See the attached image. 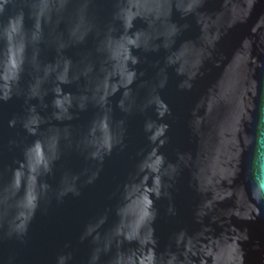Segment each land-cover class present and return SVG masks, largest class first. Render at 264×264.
Returning <instances> with one entry per match:
<instances>
[{
	"label": "water",
	"instance_id": "obj_1",
	"mask_svg": "<svg viewBox=\"0 0 264 264\" xmlns=\"http://www.w3.org/2000/svg\"><path fill=\"white\" fill-rule=\"evenodd\" d=\"M0 264H264V0H0Z\"/></svg>",
	"mask_w": 264,
	"mask_h": 264
}]
</instances>
